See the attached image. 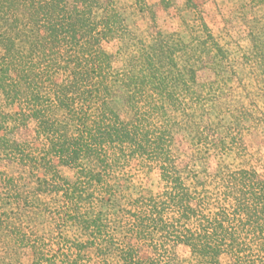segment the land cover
Here are the masks:
<instances>
[{"label":"trees","instance_id":"trees-1","mask_svg":"<svg viewBox=\"0 0 264 264\" xmlns=\"http://www.w3.org/2000/svg\"><path fill=\"white\" fill-rule=\"evenodd\" d=\"M184 9L0 0V264H264V16L234 51Z\"/></svg>","mask_w":264,"mask_h":264},{"label":"rangeland","instance_id":"rangeland-1","mask_svg":"<svg viewBox=\"0 0 264 264\" xmlns=\"http://www.w3.org/2000/svg\"><path fill=\"white\" fill-rule=\"evenodd\" d=\"M193 1L213 32L229 43L234 51L239 49V46L248 45L247 34L251 28L257 32L254 17L264 16L262 10H252L251 7L244 10L243 4L238 0ZM184 3L185 0H118L131 28H138L136 32L140 34L160 29L164 33L176 32L185 35L184 21L190 19V14L185 11ZM117 47L116 43L109 45L112 51H116ZM212 65L209 63V66L204 68L203 76L209 75ZM253 163L259 172L264 173V158ZM64 174L72 177L74 172L66 168ZM151 180L157 182L156 175H152Z\"/></svg>","mask_w":264,"mask_h":264}]
</instances>
